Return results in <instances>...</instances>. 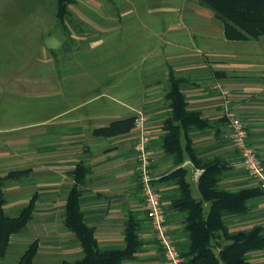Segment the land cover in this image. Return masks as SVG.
Segmentation results:
<instances>
[{"label":"crops","instance_id":"0c3cea01","mask_svg":"<svg viewBox=\"0 0 264 264\" xmlns=\"http://www.w3.org/2000/svg\"><path fill=\"white\" fill-rule=\"evenodd\" d=\"M191 10L212 23L208 28L212 35L206 37L203 45L194 43L189 31L181 32L191 40L188 43L167 36L164 64L151 60L148 70L152 78L139 82V93L131 91L127 96L112 92L113 89L121 91L122 76L114 75V79L109 78V85L104 86L105 77L99 79L92 71L75 69L83 66L85 60L52 63L54 61L48 58L56 72L59 66L71 67L66 73L44 75L37 80L44 89L43 94L48 88L49 101L35 107L37 117L32 122H0V176L11 170H25L4 184L3 209L11 212L17 204L25 206L35 197L32 217L27 224L34 230L31 241L38 243L36 254L48 253L60 264L82 255L80 240L64 224L66 199L76 183L74 169L82 163L88 171L84 181L77 184L78 203L83 220L93 228L99 247H122L127 220L133 216L138 222L141 247L132 259L122 264H163L162 249L148 221L135 170L133 148L137 130L132 127L117 134L94 133L96 128L135 115L139 110L148 116L146 131L150 138L152 184L161 194L168 231L181 253L188 248L185 212L171 207V201L180 191L168 175L178 167L186 168L192 193L199 197L198 178L203 167L195 165L188 157L175 163L174 154L163 147L164 122L169 112L165 95L171 71L186 79L182 91L187 109L198 111L199 117L207 121L203 128L190 132V144L201 161L219 159L222 168L218 187L226 191L260 187L240 163L228 137L224 111L229 108L242 119L248 141L264 165V34L256 38L228 39L223 22L209 8L200 5L199 0ZM64 30H68L67 25ZM63 43L64 48L71 49L69 44ZM236 71L241 73L236 74ZM25 81L22 75H5L0 79V83L8 85L7 89L9 85ZM122 95L131 99L126 103ZM105 99L109 100L108 106ZM112 104H123L127 110L116 109ZM1 112L0 109V117ZM16 165L20 168H11ZM247 205L244 213L226 215V225L230 230L260 225L264 231V191L250 197ZM204 207L208 208L207 201ZM248 260L252 264H264V248L249 252Z\"/></svg>","mask_w":264,"mask_h":264},{"label":"rangeland","instance_id":"374dc122","mask_svg":"<svg viewBox=\"0 0 264 264\" xmlns=\"http://www.w3.org/2000/svg\"><path fill=\"white\" fill-rule=\"evenodd\" d=\"M194 3L197 0H75L68 6V30H64L55 15V0H0V79L5 75L26 78L24 83L9 85L8 89L7 84L0 83V93H4L0 96V122L22 124L37 117L35 107L50 99L48 88L43 94L41 84L39 87V77L63 74L71 68L59 66L56 72L51 66L55 61L85 60L83 66L75 69L92 71L99 79L105 77L104 86L114 75L122 76L121 91L112 92L127 96L131 91L139 93L140 83L152 78L148 70L151 60L165 61L167 36L188 43L191 40L181 32L189 31L192 41L203 45L206 37L212 35L208 33L212 23L191 10ZM50 48L55 49L51 52ZM48 58L54 62L49 63ZM121 98L126 103L131 99L124 95ZM105 101L108 106L109 100ZM112 105L127 110L123 104ZM23 205L17 204L11 212H5L15 215ZM33 231L28 223L12 236L1 264H17ZM41 253L36 254L32 264H60L50 254Z\"/></svg>","mask_w":264,"mask_h":264},{"label":"trees","instance_id":"16d2710c","mask_svg":"<svg viewBox=\"0 0 264 264\" xmlns=\"http://www.w3.org/2000/svg\"><path fill=\"white\" fill-rule=\"evenodd\" d=\"M55 15L62 28L70 16L69 4L74 0H55ZM199 4L209 8L224 25V35L228 39L241 40L256 38L264 34V0H199ZM186 79L168 76L166 98L168 116L165 119L163 147L174 154L175 163L186 157L195 165L203 167L198 178L199 197L192 193L186 168L178 167L168 176L177 184L180 194L171 201V207L185 212L184 229L190 240L188 248L181 253L185 264H252L248 260L251 251L264 248L262 226L248 229L230 230L225 216L240 214L248 210L247 200L262 192L260 187L226 191L218 187L219 159L201 161L194 154L190 144V132L203 128L207 121L199 117V112L187 109L182 86ZM135 115L109 122L94 130L95 134L110 135L125 132L133 127ZM25 170H11L0 176V264L10 243L11 235L25 227L32 217L34 196L16 215H8L3 209L5 196L3 186L7 180L16 178ZM88 169L79 163L74 169L75 184L70 189L65 205L64 224L80 240L82 255L74 260H63L62 264H122L132 259L141 247L138 237V222L131 216L126 223L124 245L116 248H101L94 236V230L83 220L78 197L77 184L84 181ZM208 202L205 209L204 202ZM37 240L31 241L20 255L17 264H32L37 253Z\"/></svg>","mask_w":264,"mask_h":264},{"label":"built area","instance_id":"2783aa9c","mask_svg":"<svg viewBox=\"0 0 264 264\" xmlns=\"http://www.w3.org/2000/svg\"><path fill=\"white\" fill-rule=\"evenodd\" d=\"M225 116L228 137L240 157V163L247 174L256 179L264 191V165L256 149L248 141V131L242 119L231 109L226 108ZM147 114L139 110L135 114L133 127L137 130L134 143L135 170L138 175L148 221L155 233L163 253V264H185L176 241L170 235L162 206L161 194L153 187L154 176L151 171V149L149 134L146 131Z\"/></svg>","mask_w":264,"mask_h":264}]
</instances>
